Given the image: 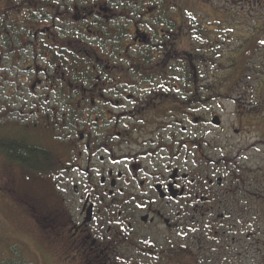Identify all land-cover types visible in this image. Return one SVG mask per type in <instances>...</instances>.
Masks as SVG:
<instances>
[{
	"label": "flooded vegetation",
	"instance_id": "flooded-vegetation-1",
	"mask_svg": "<svg viewBox=\"0 0 264 264\" xmlns=\"http://www.w3.org/2000/svg\"><path fill=\"white\" fill-rule=\"evenodd\" d=\"M227 10L0 0V127L36 152L11 164L40 177L26 195L63 264H264V60L215 85L199 63L224 26L200 14Z\"/></svg>",
	"mask_w": 264,
	"mask_h": 264
},
{
	"label": "rangeland",
	"instance_id": "rangeland-1",
	"mask_svg": "<svg viewBox=\"0 0 264 264\" xmlns=\"http://www.w3.org/2000/svg\"><path fill=\"white\" fill-rule=\"evenodd\" d=\"M224 8L228 10L222 16L200 14L205 22H218L212 20L216 18L224 20L223 28L212 32V39L207 37L198 43L204 48L198 53L199 63L204 67L203 82L207 84L215 85V78L222 72L232 71L229 62L237 60L242 54L252 56V63L264 60V9L259 5L252 6L236 0H224ZM251 34L254 36L253 42ZM257 78L250 85L256 87ZM0 137L11 139V123L0 127ZM24 177L32 182L31 185L37 188L38 193L42 192L41 183L37 182L40 177H28L26 170L11 164V160L0 152V264L10 261L1 262L5 257L6 260L11 259V264H63V254L56 245L51 246L48 239L53 237L52 231L44 228L42 216L47 214V208L36 206L35 202L39 201H35V197L31 200L26 195L28 191ZM248 253V259H256L258 256L253 250H244L241 255L247 257ZM248 259L245 264L251 262Z\"/></svg>",
	"mask_w": 264,
	"mask_h": 264
},
{
	"label": "trees",
	"instance_id": "trees-1",
	"mask_svg": "<svg viewBox=\"0 0 264 264\" xmlns=\"http://www.w3.org/2000/svg\"><path fill=\"white\" fill-rule=\"evenodd\" d=\"M248 47L249 46H247V48ZM20 145L21 144H19V143H11V139L10 138H2V137H0V152H3V154H5L6 157L9 158L10 160H11V158L15 159L14 155H16L22 161L25 162V161L29 160L31 155H34V156L36 155V152H34V151L30 152L32 150L31 148L22 147ZM25 154L26 155H30L29 158L27 156H24ZM8 260H10V261H8ZM3 261H8L7 264H11V259H7L6 260V257L3 258V260L1 262H3ZM5 264H6V262H5Z\"/></svg>",
	"mask_w": 264,
	"mask_h": 264
}]
</instances>
